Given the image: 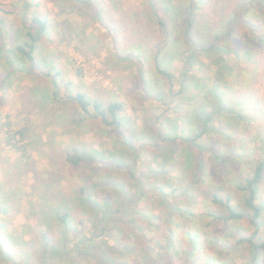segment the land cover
<instances>
[{
  "label": "rangeland",
  "instance_id": "rangeland-1",
  "mask_svg": "<svg viewBox=\"0 0 264 264\" xmlns=\"http://www.w3.org/2000/svg\"><path fill=\"white\" fill-rule=\"evenodd\" d=\"M22 1L0 0L2 20L0 44L6 42L7 32L17 34L18 29L23 31L25 24H29L33 17L41 14L48 19L50 35L39 44L41 49L52 52L54 58L59 61L56 64L54 58L49 57L47 65L53 63L61 70V74L57 75L60 84H58V88L60 87L58 93L59 95L61 93L58 97L64 99L67 87L63 81H71L70 79L78 81V84L72 88L73 91L83 90L88 97L99 98L103 96V91H109L110 94L114 92L118 87L115 81H130L129 84L122 85L123 91L120 89L119 93L115 94H120L122 97L124 104L122 115L127 117L125 114L133 113L130 116L133 119L131 120L138 121L141 125L144 120H149L151 123L154 120L158 121L161 116L169 115L174 108V103L167 92L168 79L152 70L155 52L163 44L168 45L171 42L172 54L177 48L189 50L208 46L216 33L226 31L225 25L228 20L239 12L244 13L242 21L237 22L233 28L232 39L237 43L247 44V48L239 49V53L244 51L247 55L244 57L240 55V60L235 59L236 62L232 63L234 70L231 77L228 76L231 80H228L231 83L229 87L232 89L225 96H220L226 104L233 105L235 111H239L245 119L235 118L232 115L234 128L230 127L231 121L225 115L218 122H213L215 127L224 131L223 135L220 134L213 139L219 143L220 156L228 157V161L225 163L216 161L210 155L207 156L206 152L198 154L195 147L190 146L189 150H184L186 145L183 141H177L178 146L181 147V152H178L173 151L174 148L154 150L152 146L148 147V143H146L147 147L143 148L140 140L136 139V147L133 151L124 148V159L120 155L121 152H117L116 158H112L113 161L126 160L132 165L135 168L136 180H131L126 170L115 168L113 170L108 165H100V174L96 179L101 175L107 174L109 177L111 175L112 179L100 177L98 182L110 183L114 179L119 183L127 184L131 192L140 189L143 194V198L138 203H134L136 204L134 207L145 214V217L141 218L143 222L138 221L140 228L126 231L121 221L112 228L105 225L108 230L101 237L112 238L118 242L119 249L129 250L128 252L119 250L117 256L111 253L110 257L119 256L120 262L125 264H150L151 260L159 261L160 264H264V250L254 251L248 243H239L240 236L248 235L252 231L247 220L223 222L212 217V215L227 214L223 206L213 201L214 193L222 198L231 197V205L238 211L247 210L242 202L244 193L238 190L236 185L242 184V180L251 175L255 163L264 157V0H194L196 7L193 18L200 26L193 29L194 31L199 28L198 34L193 33L191 28V34L187 37H185L187 28L185 13L177 18L179 22L176 20L173 23L169 22L163 32V27L158 21L159 16H162L160 6L157 5L158 12L154 15L150 3L146 0H81L80 2L33 0L37 2L36 6H25L26 10L22 9ZM187 1L171 0L175 6L180 4L182 7L188 3ZM228 46L232 47L231 44ZM215 58L214 53H209L207 56L198 55L193 63L195 68L191 70L194 71L202 64L208 66L209 63L206 61ZM161 65L172 72L171 83L177 90L179 80L176 75L181 70L182 61L171 60L167 64L161 61ZM140 68L143 73H140ZM31 71L15 72L11 75L10 81H16V84L11 85L9 93L3 95L5 93L0 91V206L9 208L4 215L0 212V219L7 226L9 233L14 236L12 241L6 242L8 249L27 253L40 243L38 237L42 231L49 240H54L58 236L55 230L49 232L47 229L53 220L46 224L41 219V214L35 213L43 210L47 217L45 206L55 208L56 204L59 205L56 207H61L64 202L70 204L72 192L75 193L74 191L85 180V172L82 173L65 164L60 165L64 167H58L62 175L58 177V174H55L56 167L48 162L42 149L36 148L41 143L37 142L36 145L34 140L29 139H39L40 136L37 137L35 134L40 133L39 130L42 131L44 125L34 112V109L38 108L34 101L35 96L39 94L40 89L49 87L46 83L54 79L52 75H48L53 74V70L45 75ZM1 78L0 75V81ZM145 79L149 80L154 88V96H149ZM141 81H144V85ZM35 83H38L39 87L34 85ZM155 91H158V94ZM57 104L59 105L60 102ZM64 105L69 103L64 102ZM206 109L211 108L206 105ZM68 111L73 113L74 109L70 108ZM29 113L31 119L28 117ZM92 121L86 126L92 128V124L97 123ZM21 129L27 135V140H21L16 133ZM146 132V141L152 142L155 134L150 133L153 131L148 129ZM114 133L116 140H119V135ZM7 137L10 138L12 146L7 144ZM208 141H210L208 137L202 136L198 143L202 145ZM166 145L171 144L167 141L163 143L164 147ZM154 154L161 156L160 160H154ZM135 155H138V158L133 165ZM186 155L190 160H184L183 156ZM58 157H61L59 159L62 161V156ZM197 159L202 160L201 174L195 173L194 170V161ZM162 160L166 164L159 168L160 164L157 162ZM189 161L190 165H187L186 162ZM155 164L158 171L151 170L155 168ZM19 165L22 166L20 170L17 169ZM20 171L22 174L19 175ZM87 173L88 170L86 175ZM17 174L18 181H16ZM39 174L44 176L43 180L40 179ZM13 175H15L14 180ZM139 179L143 182V186L138 182ZM55 180L62 184H55ZM43 184H55L57 197L50 201L46 200L42 202L44 205H41L38 193L44 187ZM134 185H139V189ZM100 187L105 191L109 189L105 185ZM62 189L70 191V195L65 197L64 201L60 198V195L65 193L61 191ZM102 189H99V192ZM257 190V203L262 206V215L259 218L261 225L259 238L262 239L264 238V179ZM50 192L54 195L53 191ZM117 194L114 192L112 196L116 197ZM83 209L86 211L80 210L78 214L74 213L72 225L88 235L91 232L100 233L90 207L86 206ZM58 226L59 223L56 227ZM159 246L164 248L158 249ZM144 255L149 257L150 262L142 263ZM18 259L16 257L15 261L18 262ZM24 260L25 258L20 262L23 264ZM27 261L28 264H37L34 258H29ZM53 262L69 264L68 261L59 262L57 258ZM5 263L12 264L11 261ZM5 263L4 257L0 256V264ZM92 263L83 260L79 264Z\"/></svg>",
  "mask_w": 264,
  "mask_h": 264
},
{
  "label": "trees",
  "instance_id": "trees-1",
  "mask_svg": "<svg viewBox=\"0 0 264 264\" xmlns=\"http://www.w3.org/2000/svg\"><path fill=\"white\" fill-rule=\"evenodd\" d=\"M74 1L80 2L81 0ZM146 2L150 3V7L154 15H157L158 10L156 9L158 8V6H160L162 10V16H159L158 21L160 26L163 27V32L164 29L167 28V24H169V22L172 21L173 23L174 20H176V22H179L177 21V18L180 16V14L184 13L186 15L185 20L187 22L185 37L191 34V28L193 31L195 27L200 26L198 22L196 23V20H194L193 18V11L196 7L194 0H188V3L183 7L180 4L175 6V4H172L171 0H146ZM174 6L175 9H173ZM243 15V12H239L231 20H228L225 25L226 31L224 33H216L208 46H200L199 48L195 49L190 48L189 50H182L177 48L175 50V54L172 55L171 42L168 45L163 44L162 47L155 52V55L153 57V68L155 72L165 76L168 79L169 86L167 88V92L169 93V96H178L177 106L188 105V108H193V110H189V112H187L189 116L186 125H184V128L179 126L177 130L178 126L176 124V129L174 128V130L170 131L173 135H170L169 133H164V131L163 133L158 134V137H161V142L169 141V143L174 146L173 151L181 152V147L178 146L177 141H183L186 147H188H185L184 150H189V147L191 146L197 149L198 154H200L201 152L209 151L210 155H212V157L216 161L223 163L228 161V157L220 156V151H218L217 148L213 149L212 146L209 149L208 147H202V145L198 143V140L202 136L212 137L213 135L218 133L223 134L222 129H218L213 125L214 121L220 119L221 114L227 115L231 123L232 115L235 118H239L242 120L245 119L244 117H242V114L239 111H235L233 105L226 104V102L223 101V99L220 98L219 95H217V91L219 89L221 91L229 90V83L225 80H228L230 77L229 75H232V72L234 70V66L232 63L236 62L235 59L239 61L240 55L243 57L247 55V53L245 54L244 51L239 53V49L247 48V44H241L239 42L237 43L234 39H232L233 28L237 22L242 21L241 18ZM24 29L26 37L25 41L21 43V37L15 39V47L12 50L16 51L19 54L22 61H27L31 65L35 66V58L33 53L37 48L38 40H40L41 37L46 33L47 22L44 19L36 16L33 17L29 24L24 25ZM197 29L199 28H196L193 33L198 34ZM228 44H231L232 47L230 48ZM12 50L6 51L5 53L4 50L0 51L2 53V55H0V62L3 61L4 64V69H1L0 74L2 76L1 81H9L11 79V75L17 71H26L24 67L18 66L15 61L10 59V52ZM209 53H214L216 55V58L212 59V61H206L209 63L208 66L205 64L198 65L197 69H195L196 71H193L194 74H202L201 79H197L195 76H193L194 78L192 80H188L186 74L183 71L181 75H179L181 79L179 82V88L176 92H174L172 90L173 85L171 83V80L173 78L171 76L172 73L167 70V67H163L161 65V61H164L167 64V62L170 60L179 59L182 61L183 66L187 67L184 69H190V67L193 66V63L198 58V55L207 56L209 55ZM212 67L214 69L211 70L210 68ZM140 73H143L142 68H140ZM57 74L58 73L54 74L53 77L55 78V75ZM55 79L52 80L55 88L53 92V97L56 99V97H58L59 95V88L58 84H56ZM187 80L195 81V88H189V83ZM145 83L147 85V91L152 88V85L150 84L149 80L145 79ZM207 84H210L211 92L213 93V99L215 98L216 101V103H214L213 101L209 104L211 108L210 110L206 109L205 104L197 106V100H199L202 92L206 88H208ZM150 92L153 91L150 90ZM65 96L68 99H71L75 104H77L82 113L81 117H73V120L80 123L86 119H90L91 117L89 116L88 107L92 106V109L94 111V116L92 117V120L98 121L99 125H102L103 127L111 129L113 132H116V134L119 135V140H116L118 143L121 142L122 144H124V146L126 145L127 149L129 150L133 151L135 149L137 135L133 131H131L130 136L126 137L122 129L126 120H123L122 117H120L119 115V112L123 107L121 102H118L116 100H110L108 103H103L98 100L93 101L86 97L83 92H67ZM181 99L183 101H180ZM179 111L182 110L179 109ZM16 133L20 136L21 140H27L28 137L25 134L24 130L21 129ZM29 139L34 140V142H36V145L37 142H39L38 138ZM7 144L12 146L9 137H7ZM36 148L38 149L37 146ZM23 150L24 148L22 149V151ZM183 157L185 161L190 160V157H188L187 155L186 157ZM112 158H116V156L114 157L113 153H111L110 151L106 152L105 154L104 152L100 154L99 152L93 151L88 154L86 149H80L77 151L74 148L67 151L65 153L64 162H66L69 167L77 169V171L80 170V172L82 173L85 172V180L83 181V183L81 182L78 188L74 191L75 193L72 192V200L70 204L64 202L62 203L63 205L61 207H56L59 206L56 204V206L54 205L55 208L45 206V209H47L48 212L47 217L46 215H44L43 210H40L39 212L35 213L41 214V219L44 220L46 224H48L50 220H53L52 224H50L47 229L49 232L55 230L58 236L54 240H49L46 237V233L42 231V233L38 237L40 238V243L37 244L31 252L27 253L19 250L14 252L11 251V249H8V246L6 245V242L12 241L14 236L9 233L7 226L4 224V222H2V219H0V256L4 257V263L6 261H11L12 264H14L13 262H15V264H22V262L20 261L25 258L23 264H28L27 260L29 258H34L37 264H55L53 260L57 258L59 259V262L68 261L69 264H79L80 261L83 260L91 263L93 262L92 264H125L122 261L120 262L119 256V258H112L110 257V255L111 253H114L116 255L119 250H124L126 252H128L129 250L125 248L119 249L118 242H115L114 239H107L101 236H103L104 233L108 230L105 225H109L112 228L116 226L119 221L123 222L126 231H132L136 228H140L138 221H142V219L145 217V214L143 213V211H140L139 208L134 207L136 205H134V203H138L143 198V194H141L139 185H134L136 188L138 187V191L131 192L128 189L127 184L123 182L119 183L114 179L110 183L98 182V179L100 177H107L112 179V176L110 175L109 177V175L107 174L101 175L99 178L96 179V177L100 174V165H105V163L103 162L104 160L108 161V166H110L113 170L114 168L119 170L124 169L129 173L130 179H134L135 168L132 165L121 162L123 160L119 161L117 159L113 161ZM137 158L138 155H135L134 160L132 161L133 165L135 164ZM110 159L112 161H110ZM201 161V159H197L196 161H194L195 173L201 174ZM157 163L160 164L158 165L159 168H162L166 164L164 160L159 161ZM18 164H20V162H18ZM186 164L190 165V161L186 162ZM21 167L22 166L19 165L17 169L20 170ZM87 170L88 173L86 175ZM18 173L20 175L22 174V171ZM55 174H58V177L62 176L60 168L56 167ZM19 175L17 174L16 181L19 180ZM14 176L15 175H13V180L15 179ZM39 177L41 180H43L41 174H39ZM263 179L264 157L255 163L251 175L245 177L242 180V184L236 185L237 189L244 193L242 202L245 208L247 209L245 210V212L238 211L237 209L232 207L230 202L231 197L227 196L225 198H222V196H218L215 193L212 195L213 201L223 206L227 212V214L224 216L212 215V217L215 220H222L223 222L240 219L247 220L248 224L252 227V231L248 235L240 236L239 243H248L251 249H253L254 251L264 250V238H259L261 234V225L259 218L262 215V206L257 203V188L261 184ZM134 180H136V178ZM8 182H10V180ZM138 182L141 186L144 185L141 179H139ZM56 183H59V181L55 180V184ZM51 184H43L44 187L39 190L38 194L41 200V205H44L42 204V202L46 200L50 201L51 199L57 197L55 196V184ZM102 185H105L107 189L109 188V195L105 193L107 191L103 190L100 187ZM99 189H102L100 191L102 193L99 192ZM49 191H53L54 195L52 194V192L49 193ZM67 192L68 193L66 194L64 193L60 195V198L63 199V201L65 200V197L70 195V191ZM114 192L118 193L116 197L112 196V193ZM53 203L54 202L52 201V206ZM86 206L90 207V209L92 210L93 217L96 220L98 229H100V233L91 232L89 233L90 235H88L83 230L81 232L77 227L72 225L71 221H73L74 213L78 214L80 210L81 212H85L86 209L83 208H86ZM8 210V206L0 208V212L3 215L6 214ZM57 223L60 224L58 228L56 227ZM97 226L95 225L94 227L95 231L97 229ZM98 237L101 238L98 239ZM70 238L72 239L70 240ZM162 248L159 246L158 249ZM16 257L19 258L18 262L15 261ZM137 258L139 259V257ZM169 258H172V256H169ZM148 262H150L149 257L144 255V257L142 258V263ZM150 264H160V262H155L151 260Z\"/></svg>",
  "mask_w": 264,
  "mask_h": 264
},
{
  "label": "crops",
  "instance_id": "crops-1",
  "mask_svg": "<svg viewBox=\"0 0 264 264\" xmlns=\"http://www.w3.org/2000/svg\"><path fill=\"white\" fill-rule=\"evenodd\" d=\"M37 2H33V0H23L22 1V9L26 10L25 6H30L32 7V5L36 6ZM37 17H40L42 19H44L47 22V29H46V33L41 37L40 40H38L37 42V48L34 51L33 55L35 58V66L31 65L29 62L26 61L23 62L22 59L20 58L19 54L16 51H13L12 49L15 47V39H17L18 37H21V43L25 41L26 37H25V29L23 31H17V34H12L11 32H7L8 36H5V38H7L5 43L0 44V51L4 50V53L6 51L12 50L10 52V59L15 61L16 64L18 66H22L24 67V69H26L25 72H32L31 70H33V72L35 71V73H39L41 72L42 74H48L50 70H53V74H48L49 76L52 75L54 76V74L58 73L57 75L61 74V70L60 68H58L55 64L50 63L49 65H47V62L50 60V58H54V54H52V52H46L47 49L44 50L41 49V46L39 44V42H41L44 38L48 37L50 35V32L48 30V19L41 16V14H39ZM4 19V18H2ZM12 19H10L11 21ZM0 21H2L0 19ZM11 29V28H10ZM9 41V42H8ZM10 48V49H8ZM173 50V49H172ZM173 54H175V51L173 52ZM172 54V55H173ZM0 55H2V53L0 52ZM19 56V58H18ZM50 57V58H49ZM173 60H179V59H173ZM171 61V60H170ZM54 62H56V64L59 63L58 59L55 57L54 58ZM33 66V67H32ZM4 64L3 61L0 62V68L4 69ZM194 66H191L190 69H184L187 68L185 66H181V70L179 71L178 75H176V77L178 78V82H180V77L179 75H181V73L184 71V73L186 74L188 80H192L195 76L197 79H201V75L202 74H194L193 70H191V68L193 69ZM195 68V67H194ZM154 70V68L152 69ZM172 73V72H170ZM62 74H64V71H62ZM159 74V73H158ZM57 75H55L56 77V84H59V81L57 80ZM160 75V74H159ZM163 76V75H162ZM231 77V75H230ZM71 81H63L65 87H67L66 92L64 93V99H60L59 97H56V99L53 97V92L55 89L54 85H53V81H48V84L46 83V86L49 87H44V89H40L39 90V94L37 96H35L34 101L36 102V107L34 109V112H36V115L39 116L41 118V122L44 124L43 125V130H39L40 133L35 134L37 137L40 136L39 138V143L40 146L38 147L39 149H42L41 151L44 152L45 154V158L48 159L50 163H52V165H54L55 167H64V166H60L62 164H65L66 166H68V164L66 162H64L65 160V153L71 149H76L77 151L80 149H86V151L89 153L93 152H99L100 154H102L104 152V154L106 152H111L113 153L114 157L115 154H117V152H121V156L123 158V156L125 155L124 153V148L127 149L126 145L124 146V144H122L121 142H117L116 141V137L115 133L111 130V129H107L105 127H103L102 125H99L98 121H94V123L96 124H92V128L91 126H86V124L88 122L92 121V117L94 116V111L92 109V106L88 107V111H89V116L91 117L90 119H86L82 122H76L75 120H73V117H81L82 113L79 109V107H77V105L75 106L74 102L71 99H68L65 94L67 92H71V93H76V92H83L82 91H73L74 88L78 83V81H74L73 79H70ZM187 80V81H188ZM229 81H231L230 79H228ZM225 80V81H228ZM118 85L117 88L114 89V94L111 93L109 91H103V96L101 98L99 97H88L86 94V97H88L90 100H98L101 101L103 103H108L110 100H116L118 102H121L123 107L119 112L120 117H122L123 120L126 119L124 126L122 127L124 135L126 137H129L131 134V131H133L136 135H137V139L140 140L141 146L143 148H146V143H148V147H153L154 150L157 149H162V148H171L173 149V147L170 145H166L165 147L163 146V143L166 142H161V137H158V134L160 133H169L170 135H173L170 131L174 130L176 124H177V130L180 127H185L184 125H186V122L188 120V114L187 112H189V110H193V108H188V105H180L177 106V102H178V96H173L171 98V101L174 103V108L172 109V112L169 115H163L161 116V118H159L158 121L154 120L153 123H151L149 120H144V123L141 125L140 123H138V121H132L133 119L130 117L132 116V114H125L127 117H124L122 115L123 109H124V104H123V100L122 97L119 95H116L115 93H119L120 89H122V85L125 83H128L130 81H115ZM142 84L144 85V81H141ZM199 82V81H198ZM202 82V81H201ZM169 83V82H168ZM189 83V88L193 89L195 81H188ZM209 83V82H208ZM229 83V82H228ZM16 84V81H0V91H3L6 95V93H9V89L11 88V85ZM38 84V83H37ZM36 83L34 85L38 86ZM82 84V83H81ZM60 85V84H59ZM58 85V86H59ZM208 88H206L199 100H197V106L201 105V104H205L207 106H209V104L211 102L214 101V103H216L215 98L213 99V93L211 92V87L210 84H207ZM231 85V83H229V86ZM84 86V85H83ZM169 86V84H168ZM228 86V87H229ZM39 87V86H38ZM121 87V88H120ZM60 88V87H59ZM145 88V86H144ZM168 88V87H167ZM178 88H179V83H178ZM49 92H47L46 91ZM232 89V87H229V90L226 91H221L220 89L217 91L218 94L217 95H226V93L228 91H230ZM146 90V88H145ZM150 90H152L153 92H150ZM158 90V89H157ZM172 90L174 92H176V88H173L172 86ZM149 93V96L152 95L154 96V88H151L147 91ZM158 94V91H155ZM160 92V91H159ZM84 94V93H83ZM156 94V95H157ZM185 94V93H184ZM61 95V93H60ZM58 95V96H60ZM118 96V98L116 96ZM169 95V93H168ZM186 95V94H185ZM220 98H222L220 96ZM223 99V98H222ZM39 101H42L41 103H39ZM180 101H183L182 99ZM224 101V100H223ZM60 102V107H58L59 105L57 103ZM64 102H68L69 105H64ZM62 105H63V109H62ZM67 106V107H66ZM210 107V106H209ZM70 108L74 109L73 113H70V111H68ZM179 108L182 111H178ZM210 110V109H208ZM126 113V112H125ZM77 115V116H76ZM225 114H221L220 119L221 120L224 117ZM31 114L29 113L28 117L31 119ZM139 116V114H138ZM227 116V115H225ZM186 117V118H185ZM132 119V120H131ZM217 120V122H218ZM238 120V119H237ZM92 121V123H93ZM232 123H230V127H232ZM164 127V129H163ZM31 127H29L30 129ZM84 128V129H83ZM234 128V127H232ZM146 129H148V131H153L150 133H154V139L152 142H148L146 141V137H145V133ZM176 129V128H175ZM186 132V130H185ZM224 131H222L223 133ZM31 133V131H30ZM33 134V133H32ZM220 135L215 134L212 137H208V142H206L205 144H202V147H208V149L212 146L213 149L217 148L218 150H220L219 147V143L218 141H216L213 138H217V136ZM223 135V134H222ZM34 137V135H33ZM110 142V143H108ZM45 145V146H44ZM49 145V146H48ZM47 150L44 151V150ZM117 150V151H116ZM207 156L210 155L209 151H205ZM58 156H62V161L61 157ZM212 157V155H210ZM160 156H158V154H154L153 158L154 160H160L159 159ZM124 159V158H123ZM46 162V161H45ZM105 163V165H109V163H107V160L103 161ZM159 162V161H158ZM47 163V162H46ZM123 163H127L128 162H123ZM154 163V162H153ZM53 167V166H52ZM151 167H153V165H151ZM151 170L153 171H158L156 164H155V168H151ZM42 177H44L42 175ZM69 178V177H68ZM44 179V178H43ZM69 180V179H68ZM73 182V181H72ZM76 183V182H74ZM59 184H62L61 182ZM63 188V187H60ZM62 192H64L65 190H61ZM67 191H65L66 193ZM109 191H107L108 193ZM72 196V195H71Z\"/></svg>",
  "mask_w": 264,
  "mask_h": 264
}]
</instances>
